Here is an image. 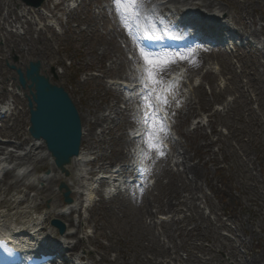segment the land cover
Here are the masks:
<instances>
[{"label": "rangeland", "instance_id": "obj_1", "mask_svg": "<svg viewBox=\"0 0 264 264\" xmlns=\"http://www.w3.org/2000/svg\"><path fill=\"white\" fill-rule=\"evenodd\" d=\"M212 1L226 8L229 19L241 31L253 35L257 25H261L256 32L264 37V0H209ZM51 2L49 0L47 9L51 8ZM64 3L51 11L55 18L63 21L62 31L49 29L37 35L35 28H30L22 38L5 37L4 43L0 38V100L4 102L11 86L14 88L17 84H13L14 72L5 66L6 60L11 62L10 55L14 54L24 65L29 60L39 59L51 81L70 94L80 114L87 116L88 113L91 114L88 118H93L118 100L103 84L107 85L108 77L125 72L126 66L109 70L113 60L119 62L123 58L122 46L119 40L116 57L110 56L115 42L109 40V34L111 24L114 27L115 24L109 20L107 8L98 12L107 4L105 0H84L68 19ZM94 15L100 16L94 21ZM105 16L108 20L102 18ZM90 24L96 25L92 31L87 30ZM6 33L0 28V37ZM261 51L250 46L229 53L209 51L200 72L186 82L184 102L177 106L178 110L187 111L185 102L192 101L194 113L184 130L194 139L189 141L173 131L171 141L176 144V150L173 147L168 150L174 160L171 168L175 171L186 168L189 186L182 185L177 178L175 185H168L167 179L162 177L154 188L155 177L149 176L148 200L154 220L158 222V213L163 212L169 214L170 221L162 225L156 223L152 231L147 230L139 218L142 212L136 214L139 202L131 193L129 196L123 193L122 198L106 203L108 208L95 206L85 214L89 223L84 232L89 233L92 240L85 243L88 252L75 249L76 253L86 256L83 264H171L168 260L175 256L171 253L174 245H178L175 246L178 250L189 251L188 260L183 263L179 259V264H237L238 260L250 257L264 264V53ZM172 70H167L166 74ZM206 70L214 72V84L204 80ZM92 72L106 78L86 80ZM199 85L203 98L193 95ZM14 100L15 115L1 122L0 135L17 144L23 139L25 144L30 143L26 99L14 95ZM118 105L124 108L122 103ZM174 120L178 123V118ZM110 126L114 132L105 134L102 144L97 145L98 153L109 166L117 160L128 162L126 151L132 146H126L124 139L129 137L121 135L130 125L117 121ZM100 131H96L99 136ZM87 142L86 139V148ZM149 160L151 166L152 159L148 156ZM193 168L199 169L198 178L191 173ZM43 170L49 168H39V172ZM59 184L53 185V190L57 191ZM136 188L134 184L133 190ZM101 197L102 194H96L95 199L98 201ZM61 199L63 203L62 195ZM184 199L198 209L193 211L180 204ZM44 204L50 207L52 200L48 198ZM146 218L149 223L151 219ZM172 219L183 222L177 225ZM153 232L158 235L155 242L151 238L155 236ZM91 255L95 261L89 257Z\"/></svg>", "mask_w": 264, "mask_h": 264}, {"label": "bare ground", "instance_id": "obj_2", "mask_svg": "<svg viewBox=\"0 0 264 264\" xmlns=\"http://www.w3.org/2000/svg\"><path fill=\"white\" fill-rule=\"evenodd\" d=\"M54 1L55 3L57 2V0ZM63 1L68 3L66 6V15L70 16L71 9L69 8V3L75 1L78 7L84 0ZM142 4L147 16V26L150 28L151 34L155 36L160 32L167 35L169 34L171 27L174 26V15H177L181 9L193 13L196 17L209 13L211 17L208 18V20L210 21L215 20V17L223 19L224 22L229 21V13L226 11V8L221 7L214 1L210 3L209 0H142ZM104 7L106 6L100 7L98 12L100 13ZM108 7H111L109 11V20L113 21L116 27L115 29L112 25V30L109 34V39L115 42L110 51V56L116 57L115 49L116 47H119V40H122L121 46L125 50L122 51L123 58H120L119 62L112 61L109 70L120 68L121 66H127L128 73L117 74L119 79L123 81L137 82V84H141V86L138 87L135 92H138L139 90L143 91V85L140 78L137 77V80L134 81V78H136L135 74L139 73L137 68L141 62L144 64L143 58L140 56V49L142 48L139 46L132 33V27L131 29H126L124 27L120 12L117 11L114 5H109ZM98 16L96 17L94 15L93 20L95 21L98 19ZM47 17L49 16L47 15ZM102 18L107 19V16ZM132 21L137 23L139 20H133L132 17H129L128 23L130 26H132ZM48 26L55 29H62L61 22L58 18L50 19ZM95 27V24H90L87 30L92 31ZM120 27L123 29H120ZM261 44L264 47V44ZM215 48H218L219 52H221V48ZM256 48H259V46L257 45ZM126 52L131 53V57H125ZM173 54L179 55L175 56V62L170 63L166 69L160 72L159 76L161 74L165 75L167 70L174 69L172 75L168 77L165 75V83L163 81L161 87L150 85V87L156 88V94H163L167 100L166 103L161 102L156 100L154 95V103L158 104L157 114H159V116H157V119L164 125V131L158 134V137L162 136L164 139L159 144L168 139V125H170L169 129L175 130L180 135L186 136L189 141L194 139V136H190L185 133L184 130V126L190 122V117L194 113L192 101L185 102V104L188 105L187 111L178 110L175 107V103L179 102V100L185 96V90L187 89L186 82L190 80L193 74L199 71L201 65L205 63L204 57L209 55L202 50L196 56H194V53L191 51L185 53H171L170 56ZM179 56H187L188 59H180ZM178 64L187 65V72L184 71L183 68L177 67ZM203 77L204 80L213 84L215 83V75L212 70H206L203 73ZM102 78H106V76L100 77L90 75L85 79L99 81ZM180 80L184 87L177 91L176 85ZM109 83L110 84L107 82L108 85L102 84L107 90H113L118 100H121L126 107L124 110L120 109L117 105V101L106 107L103 114H96L93 118H88L89 115H91L88 113L87 116L81 115L84 126L83 144L87 139L88 148L87 150H84L83 146L80 154L72 160V163L68 166L71 173L68 178L64 177L56 168L42 142L31 140L30 143L27 142L25 144V139H23L20 144L15 142H0V175L2 176L0 179V235L3 238L12 240L11 237L14 232L10 224H19L21 225V228L23 227V230H21L22 233L15 237L13 241L32 242L34 240L32 237L33 234L35 236L38 233V235L41 236L43 233L46 238L56 242L55 246H50L57 249V251L60 247V249L68 248L69 251L72 252H75L74 250L77 248H83L85 252H88L85 243L87 241L91 243L92 240L90 239V235H87V233L84 232V225L88 224L89 220L84 217L83 210L92 208L95 205L94 191L96 182L87 179L86 176L98 174V171L95 169V164H99L98 169L100 170H108L110 168L102 163L103 155L98 153L99 151L96 150V146L104 141L106 133L114 132L110 125L116 123L117 120L124 118L126 120H133L131 124H135L134 120H140V118L143 117L142 112L140 113L133 108L130 100L124 99V82L115 80L110 81ZM200 90L201 85L195 87L193 93V95H196L194 96L195 98H197L198 95L203 98ZM9 91L14 93H10V96L5 98V102L0 100V114L8 109L9 112H11L10 115H13V110L15 109L12 110V106L14 105L12 95L15 94L25 98L27 92L17 88L10 89ZM174 96L176 97L174 98ZM170 97H173V100H169ZM174 111H176L175 116L173 114ZM174 117L176 119L178 118V123L171 121V118ZM98 127L101 128L100 136L96 133ZM142 131L143 129L138 133L141 134L143 133ZM127 135L128 133H123L121 136L125 138ZM146 138L147 137L143 138V143L152 153L151 157L153 159V166L149 168V171L151 169V173L156 178L154 188L158 185L157 182H159L162 177L167 179L168 185H175V179L177 178L181 181L182 185L186 184L189 186V182L186 179V168L182 171H175L170 165L173 159L171 160L169 155L162 148L158 147L159 150L156 148L149 149L145 142ZM124 143L127 146L131 144V138H125ZM136 143H138V141H136ZM173 149L176 150L175 144H173ZM154 152H156V155ZM11 164L15 165L14 169L7 168ZM42 166L49 168V171L39 172V168ZM121 171L127 173L131 171V167L124 165L121 167ZM191 173L195 178H198L201 175L198 168H193ZM112 176L119 177L117 172H112ZM62 180L65 181L71 189V196L73 198L71 204H63L61 192L53 190V185ZM118 181H120V179ZM117 184H120V182H117ZM122 190V188H118L115 191L116 195L122 192ZM141 190L142 191L139 193L135 192V197L139 202L137 204L140 205V203H142L144 205L142 208L138 205L136 214H140L143 211L148 214V209L151 206V202L148 200L149 189L145 186ZM96 193H99V190ZM112 197H115V194H113ZM48 198L52 200V206L50 207L44 204V201ZM100 203L103 204L105 208H108L105 201L100 200ZM150 216L151 214L148 215V217ZM53 218L60 219L68 226L65 234L55 235L56 230L50 224V220ZM139 218L141 221V214L139 215ZM40 231H42V233H40ZM72 254L75 255L71 259L72 261L64 262L62 264H83L82 262L85 261L86 256L79 254L76 255L75 253ZM89 257L94 261L96 260L93 255Z\"/></svg>", "mask_w": 264, "mask_h": 264}, {"label": "water", "instance_id": "obj_3", "mask_svg": "<svg viewBox=\"0 0 264 264\" xmlns=\"http://www.w3.org/2000/svg\"><path fill=\"white\" fill-rule=\"evenodd\" d=\"M22 1L38 7L44 0ZM41 67L40 61H31L24 73L21 68L11 66L17 70L23 88H29L27 99L31 114L30 135L35 139H44L57 167L65 176H69L66 166L71 163L73 156L79 154L82 120L69 94L63 87L52 84L47 75H42ZM28 81L30 84H27ZM62 189H66L65 202L71 203L70 190L64 182L60 184V190ZM52 224L58 227L61 233L65 231L62 222L53 220Z\"/></svg>", "mask_w": 264, "mask_h": 264}, {"label": "snow or ice", "instance_id": "obj_4", "mask_svg": "<svg viewBox=\"0 0 264 264\" xmlns=\"http://www.w3.org/2000/svg\"><path fill=\"white\" fill-rule=\"evenodd\" d=\"M116 9L121 14L122 22L126 29L130 28L128 23L129 17L140 19V9L143 7L142 0H113ZM151 38V37H149ZM179 54L162 56H154L151 53L146 52L144 49H140V56L143 58L144 67L137 68V71L141 73L140 80L143 85L142 100L146 111L143 113L142 123L148 125L149 131L146 133V144L149 149H158L159 141L157 139L158 134L164 131L163 123L157 119L158 104L154 103L155 99L166 103V97L163 94H156V88L150 87V85L159 86L160 80L158 76L160 72L167 68L170 63L175 62V56ZM180 59H188L187 56H179ZM144 158H148L149 153L143 152ZM147 171V169H142Z\"/></svg>", "mask_w": 264, "mask_h": 264}]
</instances>
